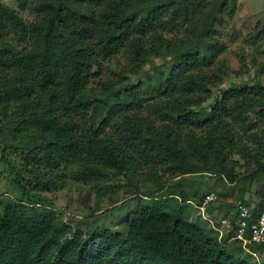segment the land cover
I'll return each instance as SVG.
<instances>
[{
    "label": "trees",
    "instance_id": "16d2710c",
    "mask_svg": "<svg viewBox=\"0 0 264 264\" xmlns=\"http://www.w3.org/2000/svg\"><path fill=\"white\" fill-rule=\"evenodd\" d=\"M237 6V0H42L34 7L40 19L29 24L0 0V144L29 161L41 157L48 169L24 166L15 177L20 195L0 199V264H264V244L251 246L261 251L257 259L233 239L239 206L254 215L264 207V131L248 120L255 113L264 121V85L242 77L221 91V100L205 104L224 81L220 28ZM9 37L29 44L18 47ZM121 54L132 64L120 76L126 82H104L97 93L92 79ZM156 59L166 69L142 75L141 67ZM111 91L116 95L108 99ZM243 134L248 141L238 140ZM234 155L246 162L243 173ZM162 164L173 169L175 183L137 189L125 233L75 229L40 193L55 186L65 165H77V177L102 180L142 170L158 179ZM192 176L191 182L216 176L232 187L251 185L239 189L235 228L221 240L214 228L187 217L191 201L202 200L183 182Z\"/></svg>",
    "mask_w": 264,
    "mask_h": 264
},
{
    "label": "rangeland",
    "instance_id": "374dc122",
    "mask_svg": "<svg viewBox=\"0 0 264 264\" xmlns=\"http://www.w3.org/2000/svg\"><path fill=\"white\" fill-rule=\"evenodd\" d=\"M2 1L9 8L17 11L26 23L30 24L40 19L41 15L35 11L34 7L42 0H25V8L21 6L23 0ZM237 5L233 18L228 19L220 28V39L227 45L226 51L220 56L225 63L224 81L216 84L211 98L205 104H210L216 99L221 100V91L227 90L231 83L240 81L242 77L249 85L256 82L264 85V0H237ZM8 41L18 47L29 44V42L19 44L12 37H9ZM131 68L132 64L122 54L112 61H105L102 72L92 79L91 86L100 94L103 92L104 82L125 83L126 80L121 79L120 76L122 71L131 70ZM163 69H166V62L163 59H156L143 65L141 72L146 77ZM215 82H217L216 78ZM114 95L116 92L111 91L107 98L111 99ZM102 109L106 113L110 108L104 106ZM144 111L147 114V111ZM248 120L257 123L254 131L259 133L264 131V121L259 120L255 113H249ZM236 127L240 129L239 125ZM241 139L248 141V136L246 134L238 136V140ZM233 158L238 160L241 165L236 168V171L243 173L246 162L239 155H234ZM24 166L29 171L42 170L43 174H47L48 171L41 157L29 161L19 153L4 152L3 146L0 144V199L20 195L15 177L17 171ZM64 169L55 186H51L50 191L43 189L40 193L53 202L56 209L61 213V218L75 229L82 228L88 231L96 228L102 234H105L109 229L126 232L124 221L126 216L134 211L136 203L131 198L134 197V192L137 189L142 192L150 191L157 189L160 184L168 185L176 181L172 180L174 171L168 164L158 166V179H154L149 171L142 170L119 176L110 173L102 180L95 178L87 180L76 176L77 165H65ZM196 177L183 179L188 191L197 192L199 198H202V200L191 201L187 217L191 221H198L212 228L215 224L223 228L230 224V231H232L235 228L232 218L237 213L239 189L246 187L249 191L251 185L240 181L232 187L226 184L222 178L216 176H206L202 180L191 182ZM29 189L33 193L37 192L32 188ZM211 192H214L217 198L206 210V216L212 219L213 224L204 219L198 208L204 197ZM250 197L251 193L247 192L245 199ZM127 199L130 200L126 202V205L120 206ZM115 205L119 206L113 208ZM222 220H226V222L223 223ZM257 252L260 256L261 251L257 250Z\"/></svg>",
    "mask_w": 264,
    "mask_h": 264
},
{
    "label": "built area",
    "instance_id": "2783aa9c",
    "mask_svg": "<svg viewBox=\"0 0 264 264\" xmlns=\"http://www.w3.org/2000/svg\"><path fill=\"white\" fill-rule=\"evenodd\" d=\"M216 194L211 192L207 194L200 206L198 207L200 213H202L205 220L211 222L213 221L211 218L206 216V210L209 208L212 202L216 200ZM253 209L247 207L246 205L239 206V219H238V231L236 237L233 239H239L243 243V247L246 251L252 253L257 259H259L258 252L253 251L251 246L252 245H262L264 244V207L256 213L253 214ZM223 223L226 220H222ZM227 227L224 229L220 225H213V228L218 233V238L221 240L226 236V234L230 231L231 225H226ZM227 232V233H226Z\"/></svg>",
    "mask_w": 264,
    "mask_h": 264
}]
</instances>
